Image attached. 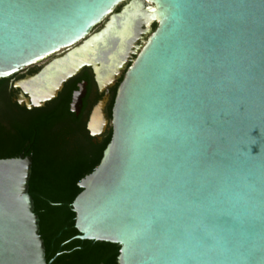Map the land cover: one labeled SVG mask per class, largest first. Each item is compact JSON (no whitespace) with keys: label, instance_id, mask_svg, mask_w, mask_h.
Listing matches in <instances>:
<instances>
[{"label":"water","instance_id":"obj_1","mask_svg":"<svg viewBox=\"0 0 264 264\" xmlns=\"http://www.w3.org/2000/svg\"><path fill=\"white\" fill-rule=\"evenodd\" d=\"M63 48L14 86L30 109L94 73L86 129L110 139L67 204L74 237L115 244L111 264H264V0H0V79ZM30 166L0 158V264H50Z\"/></svg>","mask_w":264,"mask_h":264},{"label":"trees","instance_id":"obj_2","mask_svg":"<svg viewBox=\"0 0 264 264\" xmlns=\"http://www.w3.org/2000/svg\"><path fill=\"white\" fill-rule=\"evenodd\" d=\"M3 80L5 78L0 79V83ZM63 94L64 91H60L49 108L23 109L25 118L12 125V133L0 129V158L19 152L30 155L27 192L38 217V234H41L46 261L51 259L50 264H111L118 247H113V243L74 237L77 231L73 226V212L67 205L80 191L76 182L81 175L98 163L110 139V129L98 142L80 140L82 129L69 122V115L62 107ZM110 106L111 100L108 114ZM78 245L81 248H75Z\"/></svg>","mask_w":264,"mask_h":264},{"label":"flooded vegetation","instance_id":"obj_3","mask_svg":"<svg viewBox=\"0 0 264 264\" xmlns=\"http://www.w3.org/2000/svg\"><path fill=\"white\" fill-rule=\"evenodd\" d=\"M151 24L153 30L156 27V22H151ZM152 30L150 27L149 31H145V36L148 35ZM139 41L140 39L137 40L134 45L140 44ZM79 43L80 41L77 44ZM134 48L135 47L133 46L131 50H133ZM68 49L69 48H63L51 55L46 56L42 60H37L30 65L24 66L14 74L5 78V80L0 83V129L2 131L12 133V125L15 122H23L25 118V112L23 111V109L26 108L16 102V95L17 93H22V90L15 87L14 83L23 77L37 73L44 66L49 64L53 59L64 54ZM59 61H56V63L53 65L55 66L57 63H59ZM60 91H64V98L62 97L63 99L61 102L62 107H64V109L69 115V122L72 126L74 125L82 129V132H80L81 134L79 135L80 140L86 139L91 142L100 141L105 131L99 135V139H96L94 136L90 135L89 131L86 129V120L90 108L94 104V102L100 97V93L97 91L96 88L94 73L91 67H81L76 74L68 78L62 84V87L57 92L56 96L59 94ZM108 93L109 101L107 102L104 108V112L109 122L110 112L108 114L107 108L110 100L113 97L114 87L109 88ZM54 98L44 101L43 104L39 107L49 108L48 106L51 105L50 103L53 101ZM33 108L36 107H31L30 109L26 110H32Z\"/></svg>","mask_w":264,"mask_h":264},{"label":"bare ground","instance_id":"obj_4","mask_svg":"<svg viewBox=\"0 0 264 264\" xmlns=\"http://www.w3.org/2000/svg\"><path fill=\"white\" fill-rule=\"evenodd\" d=\"M152 24L150 23L149 25H147L146 27H145V29H148V28H150V26H151ZM43 58H40L39 60H42ZM59 63H57L55 66H57ZM31 81V80H30ZM19 85H21L24 89H26L27 91H31L32 92V96H33V98H35V93H34V95H33V91H34V88H32L31 87V85H33V84H31V83H28V81L27 80H20L19 81ZM37 97L39 96V95H36Z\"/></svg>","mask_w":264,"mask_h":264},{"label":"rangeland","instance_id":"obj_5","mask_svg":"<svg viewBox=\"0 0 264 264\" xmlns=\"http://www.w3.org/2000/svg\"><path fill=\"white\" fill-rule=\"evenodd\" d=\"M100 26V23L99 24H97L94 28H97V27H99ZM151 27V30H152V26H150ZM145 37H143V39H144ZM139 44H138V48H136L135 49V53L139 50ZM135 53L133 54V56L135 55Z\"/></svg>","mask_w":264,"mask_h":264},{"label":"snow or ice","instance_id":"obj_6","mask_svg":"<svg viewBox=\"0 0 264 264\" xmlns=\"http://www.w3.org/2000/svg\"><path fill=\"white\" fill-rule=\"evenodd\" d=\"M152 11H155V9H152Z\"/></svg>","mask_w":264,"mask_h":264}]
</instances>
